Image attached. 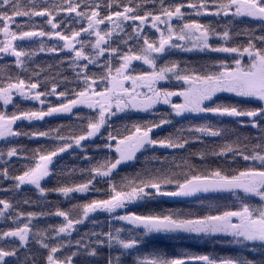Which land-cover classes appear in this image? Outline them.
<instances>
[{"label": "snow or ice", "instance_id": "obj_1", "mask_svg": "<svg viewBox=\"0 0 264 264\" xmlns=\"http://www.w3.org/2000/svg\"><path fill=\"white\" fill-rule=\"evenodd\" d=\"M0 264H264V0H0Z\"/></svg>", "mask_w": 264, "mask_h": 264}, {"label": "trees", "instance_id": "obj_2", "mask_svg": "<svg viewBox=\"0 0 264 264\" xmlns=\"http://www.w3.org/2000/svg\"><path fill=\"white\" fill-rule=\"evenodd\" d=\"M43 55V54H42ZM188 58L192 59L194 62L198 60L199 58L195 56V54H188ZM201 63L203 61H200ZM64 121L60 119H48L46 118L45 122H36V127L40 130H44L49 127H54L60 123H63ZM123 122H118V124L122 125ZM160 135H163V132L159 133ZM27 146L29 147H36V144L30 141H23ZM62 165L67 166H73L76 165L79 166V161L74 160L71 156L65 155L63 160L61 161ZM133 211L136 212H148V211H158L161 209H168V208H192L193 210H196L197 205L194 201H174L168 198H163L159 202H153L150 204H147L145 206H130ZM101 220L104 219V215L101 214L99 217ZM162 246H166L169 251L178 250L180 248H185L192 252H204L210 250V246L208 244L199 243L195 240L185 239L179 244H174L173 242L168 241H160L159 242ZM220 251H224L223 249H220Z\"/></svg>", "mask_w": 264, "mask_h": 264}, {"label": "flooded vegetation", "instance_id": "obj_3", "mask_svg": "<svg viewBox=\"0 0 264 264\" xmlns=\"http://www.w3.org/2000/svg\"><path fill=\"white\" fill-rule=\"evenodd\" d=\"M174 99H176V98H174ZM177 102H179V101H177ZM161 110L164 111V110H166V109H165V108H161Z\"/></svg>", "mask_w": 264, "mask_h": 264}]
</instances>
